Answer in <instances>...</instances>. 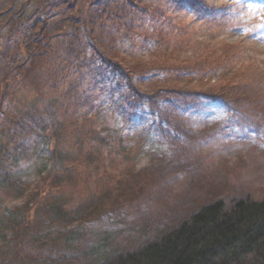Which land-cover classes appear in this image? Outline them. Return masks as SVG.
Returning a JSON list of instances; mask_svg holds the SVG:
<instances>
[{
  "label": "rangeland",
  "instance_id": "obj_1",
  "mask_svg": "<svg viewBox=\"0 0 264 264\" xmlns=\"http://www.w3.org/2000/svg\"><path fill=\"white\" fill-rule=\"evenodd\" d=\"M1 51L58 152L0 85V264H106L229 186L264 198V0H0Z\"/></svg>",
  "mask_w": 264,
  "mask_h": 264
},
{
  "label": "trees",
  "instance_id": "obj_2",
  "mask_svg": "<svg viewBox=\"0 0 264 264\" xmlns=\"http://www.w3.org/2000/svg\"><path fill=\"white\" fill-rule=\"evenodd\" d=\"M67 2L75 6V0ZM200 8L207 14L218 11L211 6L200 5ZM28 39L23 41L28 43L31 37ZM10 57L9 62H13L16 52ZM105 59L109 60L106 56ZM110 61L115 68H121L123 75L130 76V69L112 59ZM0 85L1 94L9 95L12 102H16L15 118L24 121L26 113L30 114V118L52 138L51 148L56 156L55 118L35 102L26 104L21 95L7 89L2 78ZM130 86L136 98L146 95L134 83ZM150 98L156 109L155 96L150 95ZM229 116L234 117L235 114L230 112ZM7 143L3 138V156L8 152ZM58 178V173L53 176V180ZM232 193L231 186L221 190L206 202L198 204L186 219L174 223L157 238L129 249L106 264H264V198L233 197ZM40 206H43L42 202L37 210Z\"/></svg>",
  "mask_w": 264,
  "mask_h": 264
}]
</instances>
